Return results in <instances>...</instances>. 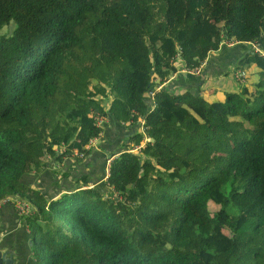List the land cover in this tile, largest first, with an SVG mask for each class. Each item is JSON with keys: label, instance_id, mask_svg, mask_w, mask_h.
I'll return each mask as SVG.
<instances>
[{"label": "trees", "instance_id": "trees-1", "mask_svg": "<svg viewBox=\"0 0 264 264\" xmlns=\"http://www.w3.org/2000/svg\"><path fill=\"white\" fill-rule=\"evenodd\" d=\"M239 42L251 51L240 64L260 67L252 91L236 72V91L213 100L160 87ZM255 43L263 51L264 0H0V202L37 208V264H264ZM104 116L143 119L146 134L113 156L109 196L83 180L47 202L22 183L96 151Z\"/></svg>", "mask_w": 264, "mask_h": 264}, {"label": "crops", "instance_id": "crops-1", "mask_svg": "<svg viewBox=\"0 0 264 264\" xmlns=\"http://www.w3.org/2000/svg\"><path fill=\"white\" fill-rule=\"evenodd\" d=\"M244 50L246 49L243 47L223 48L209 56L208 65L201 77L180 76L176 78L178 74H173L170 80L160 87L168 85L172 92L178 93L195 92L200 89L207 93L211 100L218 99L223 94L221 91L224 89L236 91L234 73L239 69H248V67L240 64L248 55ZM256 68H253V73L256 72ZM248 70H252V68ZM257 81L258 79H253L248 85H254ZM136 130H138L137 127H132L130 123L124 124L117 120H111V123L103 131V137L98 148L88 157L80 162L73 158H65L60 163L51 160L50 165L44 171L24 176L22 183L39 192L47 202H51L62 195L77 191L81 182L88 180L89 186L84 189L100 188L105 193L104 197L106 198L111 193L110 187L106 184L105 168L107 161L115 153L123 151L126 146H129L131 133ZM148 139L146 136L141 146H133V143L131 146L136 149L143 147L149 142ZM1 202L0 240L18 254L17 264H37L34 258L28 218L20 219L16 214L14 204L3 205Z\"/></svg>", "mask_w": 264, "mask_h": 264}, {"label": "built area", "instance_id": "built-area-1", "mask_svg": "<svg viewBox=\"0 0 264 264\" xmlns=\"http://www.w3.org/2000/svg\"><path fill=\"white\" fill-rule=\"evenodd\" d=\"M253 47L256 48V51L258 53H261V49H260V47H259L258 44H253ZM205 68H206V61L203 62L199 67L195 68L196 70L195 69H187V70H184L182 73L183 74H186V75H194V76L199 77V76H202L203 75ZM193 70H195V71H193ZM235 76H236V78L239 81H241V82H244L245 81L246 74H245L244 71H236ZM160 89L161 88H159L158 90H160ZM154 95H155L154 93H150L151 98H153ZM101 119L102 120H105V118L99 117L98 122ZM101 123H102V121L100 122V124L97 123V126L101 127L100 126ZM99 137H100V135L98 136V138L96 137V138L92 139L89 142V144L87 145L86 150L89 151L90 149H97L98 148L97 143L99 142ZM75 156L82 157V155H80L78 153H76ZM113 159H114V157L110 158L107 161L106 179H108L110 177V167H111V163H112ZM112 197L114 199H117L118 194H114ZM1 204H3V205H6V204H14L16 214H17V216L20 219L21 218H28V217L34 216L35 213L37 212V208L34 205H32L31 203H29L27 201H24L20 197H7L6 199L2 200Z\"/></svg>", "mask_w": 264, "mask_h": 264}, {"label": "rangeland", "instance_id": "rangeland-1", "mask_svg": "<svg viewBox=\"0 0 264 264\" xmlns=\"http://www.w3.org/2000/svg\"><path fill=\"white\" fill-rule=\"evenodd\" d=\"M251 44V43H250ZM255 44H258V43H255ZM241 45H242V43L241 42H239V43H237V44H230L229 45V48H233V47H241ZM259 45V44H258ZM252 47H253V44H252ZM259 47H260V45H259ZM223 48H226L225 46L223 47ZM222 48V49H223ZM253 49H254V51H255V53H258L257 51H256V48H254L253 47ZM243 51V50H242ZM263 51H264V49H263ZM263 51L261 50V53H263ZM244 52L246 53V54H248L249 53V51L248 50H244ZM251 52V51H250ZM254 54V53H253ZM247 65H245L244 67H248V69H250V68H252V70H248V69H245L244 67V69H239V70H237V71H244L245 72V74H246V77H245V81L248 79L249 81H251V80H255V79H258L259 78V76H258V73H259V71H260V67L257 65L258 63H249V62H247L246 63ZM208 65V62H206V66ZM262 66V65H261ZM240 67V66H239ZM255 67H257L256 68V72L255 73H253L254 72V70H253V68H255ZM242 68V67H241ZM257 69H258V71H257ZM262 69H264V67L262 66ZM196 70V69H195ZM195 70H193V71H195ZM195 77H197V76H195ZM199 77H201V76H199ZM244 81V82H245ZM248 87L250 88L249 90L250 91H252L253 90V87L251 86V85H248ZM149 95H150V93H149ZM105 117V116H104ZM103 117V118H104ZM110 119L111 118H107V117H105V120H99V122H98V124H100V122L102 121V123H101V125L100 126H102V127H107V125L109 124V123H111V121H110ZM144 123V124H143ZM144 125H145V121L143 120V119H141V120H139V123H138V125H136L135 127H137V129L139 130V132H141V133H143L144 135H146L144 132H145V127H144ZM98 137V136H97ZM103 137V132L100 134V141L97 143V145L99 146V143L101 142V138ZM96 138V137H95ZM148 138V137H147ZM94 139V138H93ZM147 141H149V142H151L152 140L151 139H148ZM145 145V144H144ZM133 146H134V144H133ZM137 150H140V148H135L134 149V151L136 152ZM34 258H35V260H37V258H38V255L37 254H35L34 253Z\"/></svg>", "mask_w": 264, "mask_h": 264}, {"label": "water", "instance_id": "water-1", "mask_svg": "<svg viewBox=\"0 0 264 264\" xmlns=\"http://www.w3.org/2000/svg\"><path fill=\"white\" fill-rule=\"evenodd\" d=\"M17 257L18 254L9 249L6 243L0 240V264H17Z\"/></svg>", "mask_w": 264, "mask_h": 264}]
</instances>
